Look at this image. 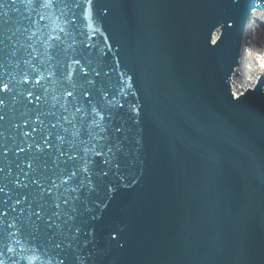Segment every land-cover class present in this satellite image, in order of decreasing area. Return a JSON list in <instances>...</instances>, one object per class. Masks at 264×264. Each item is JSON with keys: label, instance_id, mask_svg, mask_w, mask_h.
I'll return each instance as SVG.
<instances>
[{"label": "water", "instance_id": "water-1", "mask_svg": "<svg viewBox=\"0 0 264 264\" xmlns=\"http://www.w3.org/2000/svg\"><path fill=\"white\" fill-rule=\"evenodd\" d=\"M264 0H0V264H264Z\"/></svg>", "mask_w": 264, "mask_h": 264}, {"label": "bare ground", "instance_id": "bare-ground-1", "mask_svg": "<svg viewBox=\"0 0 264 264\" xmlns=\"http://www.w3.org/2000/svg\"><path fill=\"white\" fill-rule=\"evenodd\" d=\"M247 30L243 31V35L240 38V56L238 65L234 68V74L230 77V91L236 92L240 89L249 86L247 79L253 80L259 76H264L257 66L253 65L250 59V54L253 49L255 31L259 28L264 29V10H254L248 17L246 22Z\"/></svg>", "mask_w": 264, "mask_h": 264}, {"label": "rangeland", "instance_id": "rangeland-1", "mask_svg": "<svg viewBox=\"0 0 264 264\" xmlns=\"http://www.w3.org/2000/svg\"><path fill=\"white\" fill-rule=\"evenodd\" d=\"M255 38L253 43V49L251 51L250 59L253 62V65L257 66V69L259 72H261L264 75V29L259 28L255 31ZM250 79V78H249ZM247 79V83H249V86L255 82L256 79L249 80ZM241 90V89H240Z\"/></svg>", "mask_w": 264, "mask_h": 264}]
</instances>
